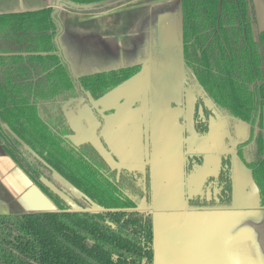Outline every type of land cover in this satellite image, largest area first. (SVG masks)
<instances>
[{"label":"trees","instance_id":"obj_1","mask_svg":"<svg viewBox=\"0 0 264 264\" xmlns=\"http://www.w3.org/2000/svg\"><path fill=\"white\" fill-rule=\"evenodd\" d=\"M180 4L185 84L195 94L194 129L206 133L218 113L226 117L235 142L234 155L220 154L217 175L208 176L203 191L186 202L196 208L231 206L236 161L249 170L264 210V27L254 30L255 1ZM53 9L0 13V148L57 207L0 213V264H154L153 212L140 207L150 199L149 165L116 166L92 141L75 142L76 130L64 110L72 99L89 103L105 97L137 75L142 63L74 77L58 52ZM239 120L248 129L236 139L232 130ZM202 160L201 154L189 155L186 166L193 170ZM54 175L78 191L71 198L80 209L43 181L58 186Z\"/></svg>","mask_w":264,"mask_h":264},{"label":"crops","instance_id":"obj_2","mask_svg":"<svg viewBox=\"0 0 264 264\" xmlns=\"http://www.w3.org/2000/svg\"><path fill=\"white\" fill-rule=\"evenodd\" d=\"M254 1L256 5L257 20L260 17L262 20L264 19V1ZM47 6L55 7V2L53 0H0V13L37 10ZM68 9L67 7H64L63 9L60 8L61 11L58 9L56 14L59 23H62V21L61 18H58V14L61 13L64 19H71L72 16L77 14ZM117 9H128V11H130L128 13H123L118 18V22L115 23L117 27L114 31H118L122 35H115V32H111V30H113L111 29V21L113 20V16L111 17L110 13L112 10L114 12ZM88 10L91 11L87 15L89 18V36L86 38L87 42L86 40H82L79 43V45H81L82 43L86 42V45L81 51H79V56H76L78 51L73 53V57L71 53L69 54V63H66L64 57L62 54H60L69 67L70 71L74 69L77 71L76 74L78 76L82 73H85L83 71L84 68H81L83 65L89 67L88 70L90 71L87 72L89 73L121 67L137 62H153V64L150 65L148 69L146 67V70L142 63L141 72L137 74L132 80L125 82L126 84L130 83V87L134 85L131 91L128 88H124V85L126 84L123 83V86L120 85L115 90H113L114 92L112 91L105 97L95 102L93 108V110H95L94 114L96 118L101 121L98 125L100 131L98 134L105 139L104 143L102 141L105 147V149H102V151L108 150V148H106V138H109L107 135V127H102V119L104 122L107 121V118L108 121L111 122L127 121L126 119L117 120L113 116L114 114H107L112 113L116 109V107H114L115 105L121 106L124 112L122 114L127 115L128 109H130L129 106H131V110L135 109V101H131L133 100V97L137 96L139 92L140 94L138 95L140 97L145 95L149 101L145 105L144 110H140V113H138L140 118L130 117V119L137 120L139 118L144 120V117H147L148 120L153 123L155 121L170 122L169 129H167L168 125L166 123L163 125V127L159 123L158 126L154 125L153 123V125H143L144 127L141 131H146L143 136L148 138L146 144L150 147L148 152H151L150 157L144 154V162H141L142 158L140 156L144 153L143 145L145 143L135 139L136 136L142 135L137 134L140 132V129L136 131L135 136H133V131H130L128 138L125 139V136H122V140L125 141L124 145L127 150H130L131 152H134L135 149L137 150L139 153V162L145 164L149 163L150 177L152 176L151 169L152 171H155L156 169L169 171H171V169H175L176 172L179 173V177L182 174L180 177L182 183H184V178L186 176L187 187H184V189L181 188L180 195L181 202L184 204L187 197L195 192L197 188L196 186H198V179L195 184L193 183L192 179L198 172L196 165L193 166V170L192 168L188 169L186 166L188 156L192 154H201L203 160L200 166L197 165V168H203L205 162L209 163L210 161V164H208L209 170L207 172H211L214 170V168L219 166L220 154L231 151V153L234 155L235 142L234 138H232L230 130H228L229 128L226 124L227 119L223 116H220L218 113H215V115L211 116L209 121V129L203 134L197 133L191 127H189L187 130L183 124L180 125L181 129L177 131L175 124L172 123H177L176 121L178 120H188V116L176 114L178 112V102H180L182 98L184 99L185 96L188 98V100L191 96H193L187 92L188 86L185 84L184 65L181 53L182 43L180 0H116L110 3L94 5L93 7H89ZM143 32H147L149 36L148 39H145L146 43L140 41L141 39L139 38ZM123 34L124 36L130 37L131 40V43L126 47L123 44L124 42L121 41V38L123 39L124 37ZM58 37L59 36L57 33L56 45H58L57 48H60ZM154 41H156L155 44L161 48L153 49ZM174 42L175 44L171 49V55L174 59H177L176 65L174 64L176 66L175 69L173 68V65L166 66L167 64L160 62L158 59V57L164 55L167 52L166 46H169V44H173ZM75 67H77L78 70L75 69ZM178 70L179 81H177V83L161 80L163 75L173 76V73L178 72ZM153 72L155 74L160 72V75L155 77ZM142 87L147 88V90H143ZM126 97L128 100L126 103H124ZM99 103H101V107L98 106ZM147 105H149V107H147ZM100 112H105V114H101ZM142 113H144V116ZM104 115H107V118H103ZM116 126L117 128L115 130L118 131L121 130V126L123 127L125 125ZM129 126L132 128L131 125ZM153 129L154 132L152 137L150 132ZM247 129L248 124L240 120L235 123L232 131L235 134V138L240 139L245 136ZM150 137L152 140H150ZM206 152H210V156L205 157V154H207ZM232 170L233 183H236V186L234 184L233 187V205L235 200H237V202H245L246 200H250L249 198L252 200L257 199V204H255L253 201L254 204L252 203V206L249 205L248 207L246 206L244 208L262 211V209H259L258 207L257 188L251 181L250 173L248 172L249 170L247 171V168H244L240 164L236 163V161H234ZM193 172H195V174H193ZM23 175L24 173L22 169L19 168V166L0 148V191L3 192L4 198H7L6 196L9 195V199L16 201L19 200L23 203L26 202L27 207V192L22 189V184L20 181V177H23ZM212 175L209 174L208 176ZM19 188L21 189V193H19ZM216 191V188L212 190L213 193ZM154 193L155 190L153 191L151 177L150 199L147 203L153 204L155 201L160 200L156 199ZM165 194L166 193H164L163 196ZM168 197L172 198L174 196L169 193ZM154 207L155 206H153V208ZM167 207L177 208L178 206L171 205ZM234 207L235 205L233 207H211L207 208V210L215 209L218 220H223L226 219L228 215L232 214L231 209ZM204 210H206V208H204ZM201 229L202 228H200V230ZM218 243L219 244H214V242L209 241L191 240H186L185 242H175L173 246L168 247L170 250L169 264H176L177 260L174 258H180L184 262L183 264L193 262H196L197 264H224L225 257H233L234 252L236 253L239 247H241V243L237 241ZM212 244H214L215 247H213ZM239 255L240 254L238 252L235 254V257L239 258Z\"/></svg>","mask_w":264,"mask_h":264},{"label":"rangeland","instance_id":"obj_3","mask_svg":"<svg viewBox=\"0 0 264 264\" xmlns=\"http://www.w3.org/2000/svg\"><path fill=\"white\" fill-rule=\"evenodd\" d=\"M64 7L66 8V6H64L61 3L59 5V10L60 8L63 9ZM88 9L89 8H83L82 10H72L69 8L68 10L73 11L75 14L77 13L75 16H72L71 19H64L61 13L58 14V18H61L62 21V23H59L57 19L59 26L58 39L60 46V48L58 47V49H59V53L62 54V56L64 57L66 63L70 62L69 59L70 53L72 54L73 57L74 56L73 53H76L78 51L76 56H79V51H81L82 48L86 45L87 42L86 38H88L89 36V29H88L89 18L87 15L89 12H91ZM128 12H130L128 11V9H117L114 12L113 10L111 11L110 15L111 17L113 16L112 18L113 20L111 21V29L113 30H111V32H115V35L121 34L118 31H114L117 27L115 23L118 22V18L123 13H128ZM262 21H264V19L261 20V17L258 18L257 23L254 26L255 31H258L259 29L264 27V22ZM121 37H117V38H121ZM139 38L141 39L140 41L146 43L145 39H148L149 36L147 32H143ZM82 40H86V42L79 45L80 41ZM121 41L124 42L123 44L125 45V47L131 43L130 37L127 36H124L123 39L121 38ZM155 42L156 41L153 42V49L161 48L157 46ZM174 44L175 42L173 44H169V46H166L167 52L164 55L158 57V59L160 62L167 64L166 66L173 65V68L175 69L177 59H174L171 55L172 53L171 49L173 48ZM142 63L144 65L145 70L146 67L148 69L149 66L153 64V62L151 63L148 61ZM81 68L82 69L84 68L83 71L85 73L90 71L88 70L89 67L86 65H83ZM75 69L78 70L77 67H75ZM71 71H72V75L76 77L77 71H75L74 69ZM154 75L155 77H158L160 75V72L156 74L154 73ZM135 76L133 78H135ZM133 78H131L130 80H132ZM161 80L167 82L172 81L177 83V81H179V70L178 72H174L173 76L163 75L161 77ZM129 84L130 83L123 85L125 86L124 88H128L131 91L134 85L130 87ZM142 89L145 91L147 90V88H143V87ZM187 92L192 94L193 96H191L189 100L185 96L184 99L182 98L181 101L178 102V107H177L178 112L176 114L186 115L188 116V120L185 121L178 120L176 121L177 123L172 122L173 124H175L177 131L181 129L180 125L182 124L187 128V130L189 129V127H191L194 130L192 115L194 112L195 94L191 90L190 86L188 87ZM138 94H140V92ZM138 94L137 96L133 97V100H131V101H135V109L133 108L134 110H131V106H129L130 109H128L127 115L122 114L124 112L121 106H115V105L114 107H116V109L112 113L107 114V115L114 114L113 116L117 120L126 119L127 121L111 122L108 121V118L106 117L107 115L103 116V118H107L106 122H104L102 119V127L103 128L107 127V135L109 138H106L107 142L106 141L105 142H106V148H108V150L102 151V149L103 150L105 149L103 144L105 139L99 136L98 134V132H100L98 125L101 121L98 120V118L96 117L94 118L90 117L89 130L77 131L74 135H72V139L75 142H79L82 140L92 141L97 147H99V149L103 153L107 155L108 159L116 166H127V167L141 169L142 166L145 164V163H141L144 162L143 160L144 154L148 157H150L151 154V152H148L150 147L146 144L148 138L143 136V134H145L146 131L142 132L141 130H143L144 127L143 125H149L152 124L153 122L149 121L147 117H144V120L139 119L140 115L138 113H140V110H144L145 105L148 103L149 100L145 95L140 97ZM127 100L128 99L126 97L124 103H126ZM98 106L101 107V103H99ZM82 107H83V113L85 112L86 114L91 108L90 104L88 103L82 104ZM147 107H149V105H147ZM100 113L105 114L103 112ZM144 113H142L143 116ZM130 117H139V118L136 120V119H130ZM219 121H223V120H219ZM158 123L162 125V127L166 123L168 125L167 129H169L170 122L155 121L153 124L158 126L159 125ZM116 125L119 126L125 125V126L123 127L121 126V130L116 131L115 130L117 128ZM129 125H131L132 128ZM84 126H88V125L84 124ZM139 129L140 132L137 134L138 135L142 134V135L136 136L135 139L145 143L143 145L144 153L140 156L142 158L141 162H139L138 159L139 153L137 152V150L135 149L134 152L127 150L124 145L125 141L122 140L123 139L122 136H125V139L128 138L130 131H133V136H135L136 131H138ZM153 132L154 129L150 132L152 137H153ZM150 140H152L151 137ZM206 153L207 154H205V157L210 156L211 154L210 152H206ZM208 164H210V161L209 163L205 162L204 167L198 169L197 165L198 166L200 165L199 164L196 165L195 163L198 172L192 179L194 184L198 179V186H196L197 188L195 192L192 191L193 192L192 194L203 191L201 185L203 184V182L205 181V179L208 177L209 174L217 175L219 168L216 167L211 172H207L209 170ZM193 174H195V172H193ZM151 175H152L151 177H152L153 191L155 190L154 195L156 196V199H160V200L155 201L153 204L142 202L140 207L143 209H149V211L153 212L154 264H169L170 250L168 249V247L173 246L175 242H183V241L185 242L186 240L209 241V242H214V244H219L218 242L237 241L241 243V247H239L238 251L236 252V253L239 252L240 254L239 258L235 257L236 253L234 252L233 257L231 258H229L230 256L225 257L224 264H264V210L256 211V210H251V208H244L246 206L248 207L249 205L252 206L254 203L257 204L256 203L257 199L252 200L251 198H249L250 200H246L245 202L244 201L237 202V200H235L234 201L235 207L231 209L232 214L228 215L226 219L218 220V216L215 209H210L212 210L210 211L207 210L206 208V210H204V208H196L189 206L186 200L184 204L183 202H181V196H180L181 188L184 189V187L185 188L187 187L186 176L184 178V183H182L180 180L182 174L179 177V173H177L175 169H171V171L163 170V169H156L155 171L154 170L152 171L151 169ZM53 177L54 180L57 182L58 186L55 184V182L53 183L47 179H44V181L54 191L62 195L68 202H70L73 207L80 209V206L76 204V202L71 198L72 196L78 195V191L60 176L54 175ZM20 181L22 184V189L27 192V207H26V202L23 203L19 200L16 201L13 199H9V195L6 196L8 199L4 198L3 192L0 191V213H21L29 210L57 209L56 205L34 183H32V181L25 173L23 177L22 176L20 177ZM234 184L236 186V183ZM211 189L212 187L207 188V192L209 194ZM19 191H20L19 193H21V189ZM164 193L166 194L163 196ZM169 193H171L174 197L169 198L168 197ZM164 197H168V198H164ZM32 201H34L35 204L32 203ZM181 204L183 205L180 206ZM171 205H176L178 207L177 208L167 207ZM234 205L232 204L229 207H233ZM153 206L155 207L153 208ZM200 228L202 229L200 230ZM214 244H212L213 247H215ZM174 259L177 260L176 264L184 263L180 258H174ZM188 264H197V263L193 262Z\"/></svg>","mask_w":264,"mask_h":264},{"label":"flooded vegetation","instance_id":"obj_4","mask_svg":"<svg viewBox=\"0 0 264 264\" xmlns=\"http://www.w3.org/2000/svg\"><path fill=\"white\" fill-rule=\"evenodd\" d=\"M97 102V101H96ZM82 104H86L85 102H83L82 98H77V99H72L69 102H67V104L64 106V110H65V114L68 118V120L70 121L69 117H71L73 120H79V122L76 121V124L79 125H84L87 124L89 125V119L96 117L95 116V110H93L95 102H89L88 104H90L91 108L89 109V111L87 112V114L84 112L83 113V107ZM81 112V113H79ZM105 113V112H104ZM264 113V112H263ZM194 115V112H193ZM69 116V117H68ZM224 118H226L224 115H222ZM193 120V118H192ZM240 121V120H239ZM242 121V120H241ZM71 123V121H70ZM237 123V122H236ZM72 127L73 124L71 123ZM235 125V124H234ZM74 128V127H73ZM194 128V126H193ZM75 130V129H74ZM195 130V129H194ZM82 131V130H81ZM77 132V131H76ZM246 135V134H245ZM45 178H43L44 181ZM45 182V181H44ZM46 183V182H45ZM47 184V183H46ZM48 185V184H47ZM49 186V185H48ZM50 187V186H49ZM60 195V194H59ZM62 196V195H60ZM63 197V196H62ZM64 198V197H63ZM65 199V198H64ZM36 211V210H35ZM39 211V210H38Z\"/></svg>","mask_w":264,"mask_h":264},{"label":"water","instance_id":"obj_5","mask_svg":"<svg viewBox=\"0 0 264 264\" xmlns=\"http://www.w3.org/2000/svg\"><path fill=\"white\" fill-rule=\"evenodd\" d=\"M54 2H55V7H54V9H53V11L51 13V16L54 19H56V21H57L56 13L58 12L59 5L61 3H68V4H70V5H72V6L76 7V8H89V7H93L94 5H96V4H75V3L68 2V1H64V0H55ZM79 113H81V112H79ZM69 119H70L71 123L73 124V127H74V129L76 131L89 130L90 129V126L89 125L88 126H84V125H81V124L77 125L76 124V121L80 123L79 120H73L71 117H69Z\"/></svg>","mask_w":264,"mask_h":264},{"label":"bare ground","instance_id":"obj_6","mask_svg":"<svg viewBox=\"0 0 264 264\" xmlns=\"http://www.w3.org/2000/svg\"><path fill=\"white\" fill-rule=\"evenodd\" d=\"M32 203H34V204H35V202H32Z\"/></svg>","mask_w":264,"mask_h":264}]
</instances>
